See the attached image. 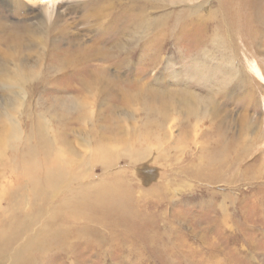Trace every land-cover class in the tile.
<instances>
[{"label":"rangeland","instance_id":"374dc122","mask_svg":"<svg viewBox=\"0 0 264 264\" xmlns=\"http://www.w3.org/2000/svg\"><path fill=\"white\" fill-rule=\"evenodd\" d=\"M32 1L0 0V226L22 229L0 264H16L15 258L22 264H264V1L254 16L256 27L248 25L260 31L251 39L236 36L226 15L219 25H228L232 35L218 24L200 29L201 16L217 15L231 0ZM40 7L57 14L43 22ZM23 26L28 32L18 33ZM168 115L180 120L171 139L176 147L168 143L159 158L153 152L132 165L117 158V168L99 170V143L116 155L140 150L144 158L148 147H165L144 143L141 136ZM196 120L203 124L205 149L193 167L207 165L213 173L215 147L231 141L233 161L219 170L230 178L229 189H195L193 167L185 165L188 148L182 153L179 145L191 146ZM167 126L166 120L165 133ZM41 163L56 172L55 183L26 174L31 164ZM89 166L96 176L91 183L116 174L135 192L131 200L139 218L113 229L112 238L103 225L73 236L98 195L84 193L87 201L79 203L75 190L44 207L51 184L75 181L83 177L77 170ZM159 186L165 187L161 201L152 197L158 193H145ZM39 206L45 210L35 218ZM226 213L235 227L220 222ZM90 234L91 243H79ZM25 243L20 255L13 253Z\"/></svg>","mask_w":264,"mask_h":264},{"label":"bare ground","instance_id":"6f19581e","mask_svg":"<svg viewBox=\"0 0 264 264\" xmlns=\"http://www.w3.org/2000/svg\"><path fill=\"white\" fill-rule=\"evenodd\" d=\"M37 1H39V0H33L32 3L37 4ZM261 1L262 0H231L229 3L224 4L222 6H219V8L217 10V15H215V13H216L215 12L214 15L209 14L208 16H205V17L201 16L200 17L201 19L199 18L200 20L198 21V22H200L199 24L201 25L200 29L208 30L209 26L214 29L215 24H218V28H224V29H226V31H228V29H230V27L228 25H223V26L219 25L220 23L221 24L224 23V17L222 15H226V16H230V18L233 21V28L231 29V31H235L236 36H239V37L246 36L247 39L249 37L252 38L254 36H257L260 33V31L255 32L254 30H251V29H249L248 25L254 24V27H256V25H255L256 18H258L259 14H261L260 12H256V11H257V9L259 7V3ZM1 2L3 3V5H6L7 0H1ZM205 2L203 3V5L205 4ZM219 2L220 1L217 0V3H219ZM237 11L239 13H236ZM262 13L264 14V12H262ZM38 14H39V17L42 19L43 22H47L48 20H51L53 18V16L56 15L57 13H54V10H52V9L49 10L47 7H40ZM212 17H214V21H212ZM137 19H139L138 16H134L133 19L131 20V22L133 21V23H135ZM182 21L183 20H181V22ZM179 22H180V20H179ZM257 27H260V26H257ZM28 28H29V26H23L22 29L17 30V32L21 33V34H22V32L26 33V32H28ZM216 30L217 29H215V31ZM256 30H259V29L257 28ZM76 33H77V31H76ZM228 33L231 34L230 31H228ZM216 34H218V32ZM77 35H78V33H77ZM200 37H201V35L199 37L197 36V38H196L197 40H195L194 42H191L190 44L192 45L194 43V45L196 46ZM251 38H249V39H251ZM233 39H235V37ZM213 41H215V40H213ZM2 42H4V40ZM234 42H236V39ZM247 42H249V41H247ZM259 42H260V40H259ZM254 44H256V43H254ZM249 45L253 46V44H249ZM257 45H259V44H257ZM54 49H55V47H54ZM226 60H228V59H226ZM84 66H85L84 72L87 74L89 72L90 65L85 64ZM229 77H230V75H229ZM89 78L93 82V80L95 78L93 75V71L90 73ZM173 80H174V78H173ZM177 81H175V82H177ZM253 83H254V81H253ZM226 93H227V91H226ZM214 116H215V114H213L212 117L209 119L210 123L214 119ZM177 117H178V115H177ZM177 117H174L173 115L172 116L168 115V118L166 117V120L168 123L166 130L168 131V133L164 132V126L166 123V120H164L163 121L164 123H162L160 126L156 127L154 130H151V131L144 133L141 136V138L144 140L143 141L144 143L150 142V141H154V142L159 141L162 144H165V147H163L162 145H158L157 147H153V148L148 147L147 153H145V158H144V155L141 153L140 150L134 151L133 149H130L125 155L121 154L120 152H117L118 155H116L115 152H110L107 148H103L102 143H99L98 145L96 144L97 142L94 143V145L95 144L97 145L94 149L97 151L96 156L98 159V160L97 159H94V160L97 162L96 164L99 165L98 166L99 170H101V172H106V170H111L115 167L117 168V164L115 163L117 161V158L124 159L126 162V165H128V164L132 165V164L139 163V160L141 158L146 159V157H148L153 152L157 153V157L159 158L161 155H163V153L161 154V150L164 151L167 148L168 143L170 145H172L173 147H176L177 141L175 140L174 142H171V139H172V136H173L172 133H174L175 127L177 125H179V122H180V120ZM196 121L197 122L195 124H192L193 128L189 134V141L191 143V146L188 147L187 144H185V145L180 144L179 145L182 153L185 151V149L188 148L186 151L187 164H185L186 168L188 170L191 169L193 167V165H195L201 159V157L199 158V156L202 153V147H203L202 146V144H203L202 139L204 138V132H202V130H201L203 128V124L199 120H196ZM112 134H113V132H111V130H110L109 135H112ZM182 136L184 139H188V133H187L185 128L182 131ZM216 136L219 137V139H220L219 135H216ZM165 137H169V138H165ZM163 138H165V141L163 140ZM207 139H209V137ZM61 141H65V139L62 137ZM109 141L111 143L113 142V140L111 138H109ZM226 141L227 140H225V139L221 140V142L215 147V149L213 151V156H214V159L216 161L215 170L213 173L208 172L207 165H198L199 167H193L191 172L194 174V176L197 180V185H196L195 189L196 188L202 189L203 192L208 193L209 189H211L212 186H215L218 184H221V185H219V187L225 186V188H227V189L230 188V186H231L230 184H232L230 178L227 177L225 174L220 173V171H219V170H223L226 167H229L228 163L231 159L233 161V157H232L233 148L231 146L232 142L229 141V142L225 143ZM65 144H66V142H65ZM203 148L205 149V147H203ZM143 150L145 151L146 149H143ZM60 151L63 152L62 149H60ZM88 153L90 154V157H91L92 150L88 149ZM260 157H261V155H259L256 160H260ZM31 165L32 166L25 169L26 171H28L26 174H31L32 176H36V177L44 175L45 177L50 179L51 183H55L53 181H54V175L56 172L53 171L52 168H49L48 166H46V164H42V163H41V168H37V165H35V164H31ZM230 166H232V165H230ZM212 168L213 167H211L210 169H212ZM103 169H106V170L103 171ZM77 172H78L77 173L78 175L83 176V177L76 179L75 181H72V182L66 181V179H64L65 183L62 187L61 186H54L51 184L52 193L44 195L45 197L51 198V201L45 203V205H44L45 208L47 207L48 204L54 205L55 198H57V197L62 198L63 197V199H64L69 194H73L75 190L79 191L78 193L80 194V199L78 201L79 203L81 201L84 203L87 201V199L84 197V193H86L87 198H89V194L98 195V197L95 198V200H93L95 202L94 205L92 206L93 209L91 211L85 212L83 214V216L81 217V219H78L80 222H82V225L77 227V231L73 233V236H75V238L77 237V232H79V231L96 232L99 225H103L107 229H109L110 238H112V236H114L115 232L117 231V230H113V229L118 228V227H124L126 225L133 226V223L139 218V215L137 213V205L131 200L133 194L135 195V192L132 190V188L127 186V184L124 183V181L122 179L116 178L120 175L116 176V174H115V175H111V176L109 175L107 177L99 176L98 179L96 180V183L94 181H92V183H91V180H93L96 177L94 175V170H93L92 166L86 167L85 169L84 168L78 169ZM107 172H110V171H107ZM58 175H59V173H58ZM1 178L2 177H0V179ZM4 178H6V177H3V179ZM17 180L18 179H16V181ZM223 182H225V183H223ZM3 185H4V183H3ZM0 187H1V185H0ZM12 187H13V185H12ZM67 187L71 188V190L69 192L64 193V191L66 190ZM215 187H214V189H215ZM158 188H159L158 191L154 189V190H149L148 192H145V193H148V194H157L158 193L157 195H154L152 197H155L158 201H161L162 198H161V195L159 194V192L163 191L165 187L159 186ZM130 189H131V191H129ZM187 190L189 191V189H187ZM9 195H10V193L7 195L6 198H10ZM139 195L143 196V192H142V194H139ZM220 195H224L225 198L227 197V194H225V193H222ZM204 196H206V195H204ZM138 197H140V196H138ZM233 202H235V200L234 201L232 200V202H231L232 205H233ZM59 204H60L59 205L60 208H62V209L67 208V206H65L67 204V201L63 200V201L59 202ZM52 205H50V206H52ZM45 208L42 210L43 213H44ZM40 212L41 211H40V206H39L34 212L36 214L35 218H38L40 216ZM49 214L51 217V213H49ZM56 217H57V214L54 213L52 218L56 219ZM219 220H221L220 222H224V225H227L230 227H235L234 225H236L232 222L231 216H229L228 213L223 214ZM16 222L19 223V221H16ZM16 222H13V223L16 224ZM21 231H22V229H21L20 224H17V229H4L3 227L0 226V255L10 254L9 250H8L11 247L10 242L15 241ZM113 231H114V233H112ZM144 233L146 235H148L147 231H145ZM71 235H72V233H71ZM164 236L167 239V233L166 232H165ZM104 239H105V236H104ZM66 240H67V238H66ZM93 240H94V236H92L90 234L88 236V238H85V240H82L79 243L84 245V243H91ZM145 240H146V238H145ZM35 243H36V246L40 245L39 240H35ZM65 244H67V243H65ZM157 244H158V246H161V242L157 241ZM25 246H26V243L20 249H18L19 246L17 248H13L12 249L13 253L15 252V254L20 255L21 253L19 251H21ZM32 246H33V243H31L30 248ZM53 254L56 255V253H53ZM54 261H55L54 257L50 258V260H49L50 263H53ZM12 262L13 263L16 262V264H22V262L21 261L18 262L16 258H15V261L13 259Z\"/></svg>","mask_w":264,"mask_h":264}]
</instances>
